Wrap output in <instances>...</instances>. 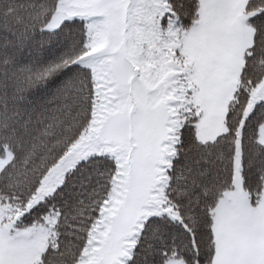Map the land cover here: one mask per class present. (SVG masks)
Here are the masks:
<instances>
[{
	"label": "snow or ice",
	"instance_id": "6c2138e0",
	"mask_svg": "<svg viewBox=\"0 0 264 264\" xmlns=\"http://www.w3.org/2000/svg\"><path fill=\"white\" fill-rule=\"evenodd\" d=\"M0 264H264V0H0Z\"/></svg>",
	"mask_w": 264,
	"mask_h": 264
}]
</instances>
